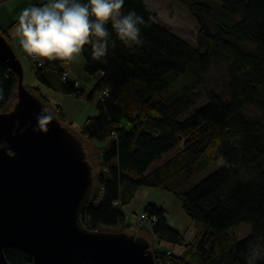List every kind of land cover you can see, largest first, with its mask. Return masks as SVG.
Segmentation results:
<instances>
[{
  "label": "trees",
  "instance_id": "trees-1",
  "mask_svg": "<svg viewBox=\"0 0 264 264\" xmlns=\"http://www.w3.org/2000/svg\"><path fill=\"white\" fill-rule=\"evenodd\" d=\"M174 1L196 23L195 44L152 21L143 0H125L122 11H135L145 22L140 26L143 44L129 49L113 33L115 44L103 61L92 59L90 46L81 52L83 71L91 80L97 78L87 99L105 88L109 93L98 102V115L87 118L77 135L89 144L106 145L91 165L93 190L79 218L91 231L119 228L131 234L123 208L140 187L161 189L177 197L185 216L201 225L177 253L180 259L187 264H250L251 245L259 240L264 248V0H214L223 16H241L232 23L216 19L204 2ZM15 28L12 22L0 29L7 43ZM68 62L45 60L41 67L31 62V70L49 90L83 95L72 80L60 81ZM215 63L226 67L227 81L219 93L205 84ZM181 76L184 82L175 86ZM16 87L17 75L0 60V112L8 111ZM199 88L201 94L195 91ZM28 91L63 123L61 108H48L39 87ZM247 107L258 114L248 115ZM179 145L171 158L148 172L153 162ZM219 159L225 166L180 191ZM142 213L157 218L152 234L159 243H184L167 226L163 209L149 204ZM240 224L251 228L243 239L236 233ZM4 255L10 264L32 261L16 248L4 249ZM253 264H264V255Z\"/></svg>",
  "mask_w": 264,
  "mask_h": 264
},
{
  "label": "water",
  "instance_id": "water-1",
  "mask_svg": "<svg viewBox=\"0 0 264 264\" xmlns=\"http://www.w3.org/2000/svg\"><path fill=\"white\" fill-rule=\"evenodd\" d=\"M0 60L17 75L16 101L0 112V264H10L6 248L29 254L28 264H155L142 237L83 226L93 181L82 144L22 85L1 34Z\"/></svg>",
  "mask_w": 264,
  "mask_h": 264
},
{
  "label": "rangeland",
  "instance_id": "rangeland-1",
  "mask_svg": "<svg viewBox=\"0 0 264 264\" xmlns=\"http://www.w3.org/2000/svg\"><path fill=\"white\" fill-rule=\"evenodd\" d=\"M2 1V0H0ZM4 1V0H3ZM6 7L11 9L15 6L12 0H6ZM146 7L152 14V21L167 28L170 32L180 37L181 39L195 44L197 26L194 19L190 16L187 10L174 0H143ZM204 2L211 6L214 17L219 20L232 23L240 20L241 16H223L214 0H197ZM42 0H29L30 4L41 3ZM20 12H16L12 15V22H17V18ZM10 22V24L12 23ZM12 49L14 55L20 63L22 68V85L29 90L31 87H39L42 94L47 98L49 104L48 108L59 106L62 114L64 115V121L62 126L66 128L71 134H80L83 123L87 118L95 117L99 111L97 108L98 97L97 93L93 94L92 100L87 99V95L91 91L88 83L91 82L90 77L83 71V57L82 53L76 57L73 61H69L68 65L74 74V76L80 81L79 89L84 91L83 95H67L60 91L49 90L36 80L31 70V60L28 54L25 53L23 48L20 46L19 37L16 35V28L13 32V39L8 43ZM184 78L176 77L174 84L178 86L184 82ZM227 81L226 67L223 63H215L209 69L206 77L205 84L207 88L212 89L215 92H222L224 85ZM196 92L200 94L203 92L202 89H196ZM16 93L12 97V104L8 108V111L12 108L16 101ZM6 112V111H5ZM245 112L250 116H256L258 114L254 107H247ZM52 113V112H51ZM80 140V139H79ZM83 150L85 152L86 160L89 161L90 165H94L98 157H100L103 149L106 147L104 143L91 141L90 144L80 140ZM90 145V146H89ZM182 145L176 146L167 153L163 154L160 160L153 162L148 172L152 171L163 162L171 158ZM95 166V165H94ZM225 166L222 159H219L214 164L206 167L200 173L194 175L186 184L181 188V192L184 193L191 189L193 186L198 184L216 169ZM92 170V167H91ZM93 190V188H92ZM155 205L158 208L163 209L166 212L167 226L177 232L183 240L188 244L192 241L195 233L201 227L200 224L190 221L184 214L180 200L175 197L171 192L164 191L157 188L140 187L135 194L134 199L123 208V212L126 217V224L131 226V235L142 237L149 243V249L151 250L154 258L153 248L156 244L160 246L162 251L170 249L173 253L177 254L181 250L182 245L171 243L166 240H161L159 243L155 236L152 234L151 227L140 228L137 224V218L142 213L143 209L147 205ZM109 232H119V228H107ZM135 233V234H134ZM138 233V235H136ZM236 233L239 239H243L251 233L250 225L240 224L236 228ZM127 234V233H126ZM130 235V234H129ZM185 247V246H184ZM183 247V248H184ZM251 259L250 264H253L257 258L264 255V248L261 242L258 240L251 245ZM155 262V259H154ZM156 264V262H155Z\"/></svg>",
  "mask_w": 264,
  "mask_h": 264
},
{
  "label": "clouds",
  "instance_id": "clouds-1",
  "mask_svg": "<svg viewBox=\"0 0 264 264\" xmlns=\"http://www.w3.org/2000/svg\"><path fill=\"white\" fill-rule=\"evenodd\" d=\"M124 3L125 0H42L20 11L16 35L25 53L41 63L73 61L86 45L90 46L93 60L103 61L115 44L113 33L129 49L143 44L140 26L145 22L135 11L123 12Z\"/></svg>",
  "mask_w": 264,
  "mask_h": 264
},
{
  "label": "built area",
  "instance_id": "built-area-1",
  "mask_svg": "<svg viewBox=\"0 0 264 264\" xmlns=\"http://www.w3.org/2000/svg\"><path fill=\"white\" fill-rule=\"evenodd\" d=\"M30 59L36 63L38 67H41L43 63H41L38 59H34L33 57L29 56ZM103 73H100V76H102ZM99 77V76H98ZM69 80H73L74 87L80 86V81L73 76V73L69 67V65H66L64 69L62 70L60 74V81L62 83H66ZM96 79L91 80L89 83L90 89H93V87L96 84ZM109 90L107 88L102 89L97 92V97L100 102H103L104 99L108 96ZM112 137L115 138V134H112ZM102 192V187L99 188L98 194L100 195ZM157 222V218L155 216H148L144 213H141L137 218V224L140 228L144 227H153V225ZM185 244L182 243V247H184ZM153 252H156V256L154 257L156 264H187V261L180 259L179 254L174 255V253L171 250H165L162 251L160 249V246L158 244L155 245L153 248Z\"/></svg>",
  "mask_w": 264,
  "mask_h": 264
},
{
  "label": "crops",
  "instance_id": "crops-1",
  "mask_svg": "<svg viewBox=\"0 0 264 264\" xmlns=\"http://www.w3.org/2000/svg\"><path fill=\"white\" fill-rule=\"evenodd\" d=\"M15 3L11 9L6 7L7 1H0V29H5L12 22V15L16 12H20L24 7L29 5V0H12Z\"/></svg>",
  "mask_w": 264,
  "mask_h": 264
},
{
  "label": "bare ground",
  "instance_id": "bare-ground-1",
  "mask_svg": "<svg viewBox=\"0 0 264 264\" xmlns=\"http://www.w3.org/2000/svg\"><path fill=\"white\" fill-rule=\"evenodd\" d=\"M84 226V225H83Z\"/></svg>",
  "mask_w": 264,
  "mask_h": 264
}]
</instances>
